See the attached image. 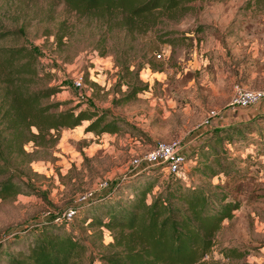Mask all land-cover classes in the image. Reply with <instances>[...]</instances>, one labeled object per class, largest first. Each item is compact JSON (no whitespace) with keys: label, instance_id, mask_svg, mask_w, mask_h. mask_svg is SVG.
I'll list each match as a JSON object with an SVG mask.
<instances>
[{"label":"rangeland","instance_id":"374dc122","mask_svg":"<svg viewBox=\"0 0 264 264\" xmlns=\"http://www.w3.org/2000/svg\"><path fill=\"white\" fill-rule=\"evenodd\" d=\"M189 5L178 18L163 17L148 32L131 35L109 29L96 15L78 14L62 1L0 0V35L5 33L0 48L35 49L46 84L62 88L46 103L67 101L63 108L80 104L122 119V130L114 134L86 132L89 121L63 129L54 150L44 153L46 159L39 156L30 165L31 183L44 195L25 188L0 199V241L35 225L44 211L75 205L79 193L101 182L110 184L103 194L115 192L113 200L126 201L139 180H157L153 194H158L171 179L182 177L187 186L223 190L227 200L239 203L213 237L204 264H264V98L256 115L225 122L256 106L232 110L228 104L238 88L264 91V0H193ZM127 64L133 71L126 70ZM82 73L87 76L85 88L78 90L75 78ZM128 81L145 89L127 100ZM249 120L243 133L225 142L229 157L236 159L233 171L204 176L192 170V155L211 133ZM170 140L186 144L187 173L179 176L151 167L131 185L113 190L133 158L158 141ZM91 210L70 222L89 246L76 264H102L99 255L112 251L110 230L104 228L101 234L83 222ZM32 231L26 238L0 243V264L35 243L39 232Z\"/></svg>","mask_w":264,"mask_h":264},{"label":"trees","instance_id":"16d2710c","mask_svg":"<svg viewBox=\"0 0 264 264\" xmlns=\"http://www.w3.org/2000/svg\"><path fill=\"white\" fill-rule=\"evenodd\" d=\"M58 1L78 14L96 15L109 29L117 27L138 35L158 25L163 17L176 19L185 14L193 0ZM4 36L2 33L0 38ZM38 62L39 54L28 46L0 48V176H5L0 181V199L23 193L25 188L27 193L44 195L31 183L30 165L40 157L46 159L44 153L54 150L63 129H74L89 121L86 132L102 135L122 130V119L106 112L81 108L80 104L63 108L70 104L67 101L46 103L62 88L46 84ZM130 65L125 66L127 71H133ZM139 71L140 68L137 75ZM128 83L131 86L127 100L145 89ZM249 123L250 120L238 122L211 133L192 155L196 162L192 170L204 176L233 171L236 159L229 157L225 142L243 133ZM31 144L33 148L28 150ZM143 173L119 181L113 190L125 188ZM156 185L157 180L145 178V182L138 181L126 201L113 200L115 192H109L84 205L88 206L85 212L81 207L84 214L92 209L83 217L89 228L101 234L106 228L112 233V251L99 255L102 264H204L213 237L223 221L231 219L239 208L237 201L227 200V192L187 186L181 177L171 179L163 190L153 194ZM34 229L39 232L35 243L20 250L21 255H11L7 264H76L89 251L86 241L76 236L67 221L46 220L24 227L0 243L26 238Z\"/></svg>","mask_w":264,"mask_h":264},{"label":"built area","instance_id":"2783aa9c","mask_svg":"<svg viewBox=\"0 0 264 264\" xmlns=\"http://www.w3.org/2000/svg\"><path fill=\"white\" fill-rule=\"evenodd\" d=\"M156 55L162 58V53ZM85 76L80 74L75 78V86L78 90L85 88ZM264 98V91L258 89L238 88L230 100L228 106L234 109L247 108L257 105ZM188 155L186 144L180 140L158 141L151 149L133 158L131 169L122 177L121 180L132 178L138 173L151 168L162 167L163 170L171 174L182 176L187 173ZM182 178V177H181ZM110 184L107 181L101 182L98 187L86 190L78 194L75 205L70 206L64 211H44L36 224L46 220L55 222H72L80 212L81 207L94 202L103 194V190L108 189ZM117 188V186H116Z\"/></svg>","mask_w":264,"mask_h":264},{"label":"crops","instance_id":"0c3cea01","mask_svg":"<svg viewBox=\"0 0 264 264\" xmlns=\"http://www.w3.org/2000/svg\"><path fill=\"white\" fill-rule=\"evenodd\" d=\"M262 104H263V106L261 107V113H264V103H262ZM257 105L255 106L254 109L246 110L244 112L241 111V112H238L237 114H232V116L226 118V120H225L226 124H230L236 120H246V119H249L252 116H254V114L256 115L257 111H255V110H257ZM234 110L240 111V109H234Z\"/></svg>","mask_w":264,"mask_h":264}]
</instances>
